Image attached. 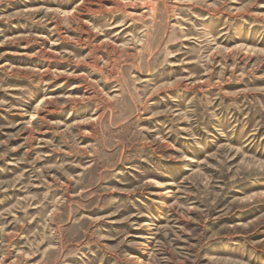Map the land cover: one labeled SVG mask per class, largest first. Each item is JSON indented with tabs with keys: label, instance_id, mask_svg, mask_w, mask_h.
Here are the masks:
<instances>
[{
	"label": "rangeland",
	"instance_id": "rangeland-1",
	"mask_svg": "<svg viewBox=\"0 0 264 264\" xmlns=\"http://www.w3.org/2000/svg\"><path fill=\"white\" fill-rule=\"evenodd\" d=\"M0 264H264V0H0Z\"/></svg>",
	"mask_w": 264,
	"mask_h": 264
}]
</instances>
